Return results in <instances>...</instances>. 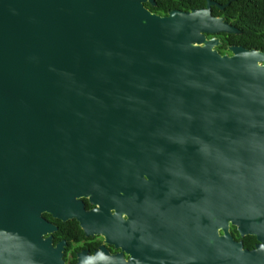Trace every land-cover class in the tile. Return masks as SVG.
I'll use <instances>...</instances> for the list:
<instances>
[{"label": "water", "instance_id": "1", "mask_svg": "<svg viewBox=\"0 0 264 264\" xmlns=\"http://www.w3.org/2000/svg\"><path fill=\"white\" fill-rule=\"evenodd\" d=\"M146 2L0 0V264H64L25 242L82 198L201 224L207 264L236 261L234 226L264 264V53L217 50L225 6Z\"/></svg>", "mask_w": 264, "mask_h": 264}, {"label": "flooded vegetation", "instance_id": "2", "mask_svg": "<svg viewBox=\"0 0 264 264\" xmlns=\"http://www.w3.org/2000/svg\"><path fill=\"white\" fill-rule=\"evenodd\" d=\"M160 1L165 0H155L154 6L149 2L144 5L151 13L166 17L173 11L190 12L206 8L209 0L201 7L193 5L202 4V0H189L186 3L168 0L166 5H160ZM212 2L225 6V9L229 6V3L222 5L214 0ZM163 7L165 14L155 12ZM214 9L219 8L212 6L211 14L214 17L224 18L231 24L224 14L214 13ZM209 36V39L216 37L221 42L218 35ZM81 202V219L75 216L61 219L49 212L42 213L41 218L46 225L35 227V239L28 244L25 242L29 256L37 254V262H42L50 248L61 255L64 264H207L201 224L197 227L187 222H177L175 211L140 208L139 203L134 201L131 204L127 200L120 210L101 207L88 198H82ZM72 210L75 211L68 212L74 215L79 212V208L73 207ZM27 229L28 237H33L32 227L29 225ZM229 234L234 245H241L234 251L236 261L233 264H254L251 254L260 244L257 238L242 236L234 226L229 227ZM220 235H223L221 231Z\"/></svg>", "mask_w": 264, "mask_h": 264}, {"label": "trees", "instance_id": "3", "mask_svg": "<svg viewBox=\"0 0 264 264\" xmlns=\"http://www.w3.org/2000/svg\"><path fill=\"white\" fill-rule=\"evenodd\" d=\"M168 0L160 1V5L168 4ZM189 0H179L180 3H186ZM213 1V0H212ZM222 5L229 3L224 11L214 9L217 15H225L233 26L241 31V34H220L221 45L218 51L221 54L228 53V47L232 45L243 46L249 50H258L264 52V0H214ZM194 4V7L205 5ZM179 4V3H178ZM177 5L176 7H178ZM158 14H165V8L155 10ZM211 37V36H209Z\"/></svg>", "mask_w": 264, "mask_h": 264}]
</instances>
